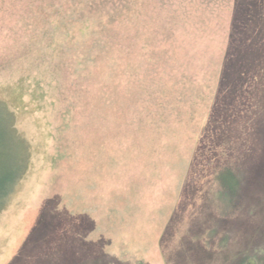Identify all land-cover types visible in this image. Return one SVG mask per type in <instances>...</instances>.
<instances>
[{
    "label": "rangeland",
    "instance_id": "obj_1",
    "mask_svg": "<svg viewBox=\"0 0 264 264\" xmlns=\"http://www.w3.org/2000/svg\"><path fill=\"white\" fill-rule=\"evenodd\" d=\"M255 1L0 0V264H264Z\"/></svg>",
    "mask_w": 264,
    "mask_h": 264
},
{
    "label": "trees",
    "instance_id": "obj_2",
    "mask_svg": "<svg viewBox=\"0 0 264 264\" xmlns=\"http://www.w3.org/2000/svg\"><path fill=\"white\" fill-rule=\"evenodd\" d=\"M113 5H115L116 3L112 2ZM259 3V5H262L264 3V0H257L255 1V5H257ZM241 4V3H240ZM92 5L93 3H88L87 4V7H91L90 10L88 11L89 12V15H91V11H92ZM95 5V4H94ZM264 6V5H263ZM239 7V6H238ZM242 7V6H240ZM241 10V9H239ZM239 10H237L236 12V18H237V13L239 12ZM253 12V11H252ZM84 12H82L80 14V17H78V19H80L79 21H81V16H84L83 14ZM254 14H251L252 15V18H258L257 17V14L255 12H253ZM255 21H257V19H255ZM236 22H234L235 24ZM237 31V24L234 25V29H233V33L231 34L232 36L234 35V32ZM236 36V35H235ZM237 39L236 37L232 38V43H236ZM232 45V48L235 49L234 47V44H230ZM229 109H227L225 112H224V109L222 106H219L218 108H216V112H217V115H215V117H219L218 119L224 117L227 112H228ZM219 111V112H218ZM217 119V120H218ZM227 120V119H226ZM0 144H1V141H0ZM2 154L0 153V166H1V163H2ZM1 169V168H0ZM1 174H0V202L2 201V199L8 194L7 192L10 191L11 187H12V184L15 183V181L17 180L18 178V175L19 174H14V173H5L3 171H0ZM228 172V168L225 170V173H224V181H226V173ZM227 183H229L228 181H226ZM246 264H254V262L250 261V260H247Z\"/></svg>",
    "mask_w": 264,
    "mask_h": 264
}]
</instances>
